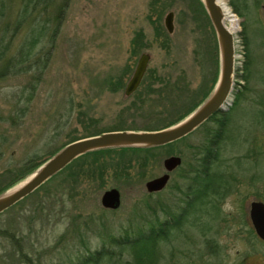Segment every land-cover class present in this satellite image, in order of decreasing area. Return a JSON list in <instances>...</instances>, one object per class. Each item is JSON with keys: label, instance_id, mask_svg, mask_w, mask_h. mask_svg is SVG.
Returning <instances> with one entry per match:
<instances>
[{"label": "rangeland", "instance_id": "1", "mask_svg": "<svg viewBox=\"0 0 264 264\" xmlns=\"http://www.w3.org/2000/svg\"><path fill=\"white\" fill-rule=\"evenodd\" d=\"M233 1L237 12L226 3L237 29L225 22L234 35L235 69L222 111L227 114L222 139L208 149L209 132L218 130L223 117L217 114L171 150L163 149L146 176L133 171L129 179L107 177L74 196L63 190L59 176L0 213V264H145L130 244L145 239L152 226V264H264V242L253 236L247 220L250 201L264 197V0ZM1 2L12 5L13 18L22 0ZM153 2L68 0L50 62L33 93L27 88L30 73L0 78V116L9 115L12 97L21 90L31 95L20 125L0 120V189L26 169L29 157H43L73 137L122 125L161 127L203 100L216 56L219 65L204 6L206 15L196 0H160L154 7ZM154 9L162 10L159 21ZM168 11L174 12L172 33L164 26ZM156 26L167 39L158 37ZM137 32L143 35L138 53L131 44ZM17 42L19 37L10 54ZM142 52L150 54L147 70L126 96ZM170 154L180 155L182 164L162 191L147 192L145 182L163 173L162 159ZM206 160L203 167L211 172L195 173ZM215 182L230 191L217 194ZM112 187L120 191V205L104 208L101 194ZM47 189L59 199L40 204Z\"/></svg>", "mask_w": 264, "mask_h": 264}, {"label": "trees", "instance_id": "2", "mask_svg": "<svg viewBox=\"0 0 264 264\" xmlns=\"http://www.w3.org/2000/svg\"><path fill=\"white\" fill-rule=\"evenodd\" d=\"M230 1L231 5H233L234 11H239L234 1ZM67 2L68 0H62L61 3L57 4L54 0H22L17 7V15L13 18L9 16V10L12 5L5 4L4 2L0 3V78L7 77L9 75L30 73L28 77L29 86L27 88L29 93H33L36 85L42 80L43 74L50 62L52 49L55 46L56 39L62 27L65 12L64 10ZM157 2H160V0H154L151 5L154 7ZM196 2L200 6L202 13L205 14L202 2L200 0H196ZM161 9H163V7H161ZM154 13L155 20L159 21L157 17L160 18L162 10L154 9ZM156 28L158 37L167 39V35L163 32L162 28L160 26H156ZM142 36L143 35L137 32L131 41L133 51L136 53H138L143 46ZM18 37L19 42L16 43V51L10 54L9 49L13 46ZM215 64L216 70L212 79V84L208 91L204 93L203 100L210 94L217 82L219 72L217 56ZM25 92L26 89L21 90L12 97L9 115L7 117L4 115L0 116V120L7 121L11 126L20 125L30 109L29 104L31 95L29 93L25 94ZM200 103H197L194 107L184 111V114L178 113L176 118L168 120V122H166V124H162L161 127L145 126L142 128H136L122 125V127L109 130H154L168 127L183 119ZM221 115L223 117L222 120L218 121V130H216L215 133L209 132L212 140H209L207 143L209 146L208 149H213L212 146L216 145L219 140L222 139L221 133L226 126L225 120H227V114L221 113ZM99 133L101 132H96L90 135ZM81 137H73L72 139H69L61 145L56 146L54 149L48 150L44 156L48 158V156L52 155L61 146ZM185 137L186 136L163 146L102 148L89 151L75 158L66 167L50 177L46 182L20 201L32 197L33 194H38L40 190L46 189L47 186L50 185L52 181H55L59 176H62V180L59 183L65 184V187H63L65 189L63 190H69L70 193H73L72 196L78 192L77 190H83L85 184L88 185V183L91 184V182L104 183L103 181L107 177L113 176L115 179H129L133 171H135L139 176H146L153 164H155L154 162L158 161V156L161 154L163 149H165L166 152L167 149L171 150L177 142ZM43 157H29L25 162V165H27L25 167L26 169L23 170L19 176H16V179L14 178L11 182H9L7 186L1 188L0 193L2 190L18 182L20 177L24 178L26 173L27 175L31 173L41 164L42 160L40 159H43ZM207 157L209 156L207 155ZM205 164H207V160L203 163L202 167L205 166ZM194 172L206 174L211 171H207L206 166L203 168L198 167ZM49 189H47V195L45 194L40 197V204L48 201L51 202L54 198L55 202L59 199L54 193L55 191ZM17 203H19V201ZM152 230L153 226L150 227L149 234L145 239L143 238L141 240H137L135 243L132 241L130 244L132 249L135 250L136 248V253H134L136 258L147 261L145 264H152L154 261L153 239L149 236L151 235Z\"/></svg>", "mask_w": 264, "mask_h": 264}, {"label": "water", "instance_id": "3", "mask_svg": "<svg viewBox=\"0 0 264 264\" xmlns=\"http://www.w3.org/2000/svg\"><path fill=\"white\" fill-rule=\"evenodd\" d=\"M215 32L219 49V72L217 82L210 94L187 116L168 127L154 130H110L99 134L81 137L61 146L48 156L29 177L18 187L0 194V213L10 208L25 196L32 193L50 177L66 167L75 158L89 151L102 148L153 147L174 142L198 128L211 115L224 111L233 89L235 69L234 35L224 24V15L216 0H200ZM174 12L164 16V26L168 33L173 32ZM150 54L140 53L136 66L127 81L124 94L131 95L140 85L147 70ZM180 155L172 154L162 159L164 172L145 182L147 192L161 190L169 179V172L180 166ZM119 189L112 187L102 192L100 203L104 208L116 209L120 205ZM250 216L257 235L264 240V203L253 201Z\"/></svg>", "mask_w": 264, "mask_h": 264}, {"label": "flooded vegetation", "instance_id": "4", "mask_svg": "<svg viewBox=\"0 0 264 264\" xmlns=\"http://www.w3.org/2000/svg\"><path fill=\"white\" fill-rule=\"evenodd\" d=\"M222 113V111H219V112H217V113H215V114H213V115H211L206 121H204L200 126H202L204 123H206L207 121H209V120H212L217 114H221ZM199 126V127H200ZM192 132H190L189 134H191ZM188 134V135H189ZM187 136V135H186ZM170 155H172V154H170ZM168 156V155H167ZM182 158V157H181ZM182 164V163H181ZM179 167V166H178ZM176 169V168H175ZM174 169V170H175ZM164 170V169H163ZM174 170H172V171H174ZM171 171V172H172ZM164 172V171H163ZM171 172H169V179H168V181H167V183H166V185L161 189V190H158V191H155V192H160V191H162L166 186H167V184H168V182H169V180H170V177H171ZM220 183L221 182H215V183H212L213 185H216V186H219L220 187V190H217L216 192H217V194L218 193H227V192H229L230 190H229V188H228V185L225 187V188H223L222 186V183H221V185H220ZM229 183V182H228ZM208 184H206V186H207ZM211 185V184H210ZM223 188V189H222ZM223 190V191H222ZM205 191H213V192H215L214 190H205ZM155 192H153V193H155ZM121 195V194H120ZM253 201H259V202H262V203H264V197H261L260 199H258V200H252V201H250V203H249V207H248V211H247V220H248V223L250 224V228H251V232H252V234H253V236L254 237H257L258 239H260L262 242H264V240L262 239V238H260L258 235H257V233H256V231H255V228H254V226H253V223H252V220H251V216H250V209H251V203L253 202ZM204 204H203V206L206 208L207 207V205L205 204V202H203ZM197 204H199L198 202H196L195 201V205H197ZM200 205V204H199ZM201 206V205H200ZM200 210H201V208H200Z\"/></svg>", "mask_w": 264, "mask_h": 264}, {"label": "bare ground", "instance_id": "5", "mask_svg": "<svg viewBox=\"0 0 264 264\" xmlns=\"http://www.w3.org/2000/svg\"><path fill=\"white\" fill-rule=\"evenodd\" d=\"M216 3L221 7L224 15V24L226 25L225 18L232 26V28L237 29L238 22L236 16L232 13L230 8L227 6L226 0H216ZM226 27L231 30V28L226 25Z\"/></svg>", "mask_w": 264, "mask_h": 264}]
</instances>
